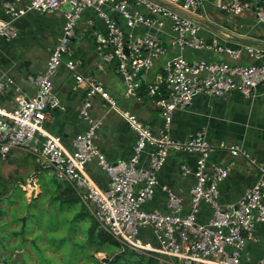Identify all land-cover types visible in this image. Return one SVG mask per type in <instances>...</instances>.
Returning a JSON list of instances; mask_svg holds the SVG:
<instances>
[{
  "label": "built area",
  "instance_id": "built-area-1",
  "mask_svg": "<svg viewBox=\"0 0 264 264\" xmlns=\"http://www.w3.org/2000/svg\"><path fill=\"white\" fill-rule=\"evenodd\" d=\"M163 1L188 13L202 7L201 0ZM217 7L238 15L252 9V0H228ZM3 9L6 18H0V38L8 41L18 36L15 21L24 15L64 10L61 35L49 53L45 69L30 78L36 87L34 96L28 97L15 87L13 108L6 110L0 104V161H7L13 152L33 157L38 171H51L58 181L73 189L105 235L138 254H155L182 264H241L246 243L254 240V225L264 224V167L257 165L240 146L219 144L231 157L249 161L258 173L257 181L237 202L222 207L218 201V185L232 171L234 161L209 165L214 146L203 133L179 141L170 136L169 128L173 114L186 109L197 95L222 97L237 91L249 98L252 90L264 83L262 50L246 47V52L258 61L247 66L188 59L185 51L225 54L231 59H237L241 51L229 48L216 38L204 39L199 35L201 25L152 0H30L23 6L14 0L4 2ZM85 10L93 11L105 26V33L95 32L97 53L104 62L115 64L124 84V98L140 102L143 97L139 91L145 85L146 95L162 119L157 133L133 112L119 108L116 99L98 79L77 70L80 62L73 58L71 42ZM254 11L256 21L264 24V7ZM166 27L172 34L177 55L164 62L155 81L146 84L143 76L168 53L166 45L153 32ZM60 66L71 72L73 88L85 91L79 117L87 128L73 138L71 152L62 146L58 136L44 129L50 109H65L53 92L52 75ZM13 85L10 77L0 75V93ZM95 97L118 111L135 133L133 154L128 160L110 161L94 143L99 123L90 111ZM146 147L151 148L148 164L139 166L140 155ZM171 153L197 156L189 211L182 214L184 199L167 186H161L167 211L145 210L143 205L152 199L158 184L157 173ZM92 162L108 179L104 189L95 184L86 170ZM181 170L185 174L190 172L186 166ZM22 188L28 198L40 192L34 177ZM202 203L211 210L206 223L197 221ZM257 264H264V257Z\"/></svg>",
  "mask_w": 264,
  "mask_h": 264
},
{
  "label": "crops",
  "instance_id": "crops-1",
  "mask_svg": "<svg viewBox=\"0 0 264 264\" xmlns=\"http://www.w3.org/2000/svg\"><path fill=\"white\" fill-rule=\"evenodd\" d=\"M6 1L14 0H0V18L3 19L6 18L3 9V3ZM17 1L18 6L30 2V0ZM227 2L228 0H201L202 7L192 9L191 14L205 18L217 28L209 30L201 26L199 31L201 37L206 40L216 38L231 49H239L240 56L237 59H231L225 54L185 51L186 58H201L209 62H226L229 65L243 66L258 63L254 56L246 52L248 45L225 39L222 31L264 43V24L256 21L254 11L256 8L264 7V0H252V9L238 15L230 14L217 7L218 4ZM63 8L65 9V6ZM64 9L53 14L28 13L15 21L18 30V36L15 39L8 41L0 38V75H6L14 81L13 86L0 93V104L4 109L13 108L15 87L28 97L34 96L36 87L30 78L37 76L45 69L49 53L61 35ZM95 32L105 33V26L93 11L85 10L77 24L74 37L75 40L79 38L81 43L77 49H74L72 46L74 42H71L74 51L73 58L80 62L77 65V70L83 75L98 79L116 99L119 108L133 112L140 121L157 133L162 127V119L159 110L147 97L145 85L139 91L143 97L140 102L124 98V84L115 70V64L106 63L98 56ZM153 34L163 41L168 48V53L158 59L153 68L143 76V81L146 84L155 81L162 71L164 62L177 55L169 28L166 27L160 32H153ZM34 45H38L44 50L37 67L35 65L38 49ZM256 47L260 48L264 55V49L261 46ZM52 83L53 92L65 109L61 110L57 107L50 109L44 129L48 134L58 136L62 146L71 152L73 138L83 133L87 128L86 123L79 117V108L85 91L83 88H73V76L64 66H60L53 73ZM90 113L94 121L99 123L93 141L100 151L113 162L128 160L133 154L136 135L119 112L110 109L106 102L95 97ZM200 132L214 146V150L208 158L209 165H223L231 160L235 163L229 175L218 185V201L222 207H228L237 202L244 191L257 181L258 173L249 161L242 157H231L228 150L220 148L219 144L240 146L257 165L264 167V83L257 85L249 98L243 97L237 91H231L222 97L197 95L186 109L173 114L169 128L172 138L183 141ZM150 150L151 148L146 147L141 153L139 166H147ZM14 153L16 152L11 154ZM16 154L20 155V153ZM28 157L32 159L34 170L38 171L33 157ZM196 159L195 154L171 153L157 173L158 184L154 189L152 199L146 202L143 208L166 212V198L161 186H167L184 199L182 214L187 213L190 189L195 182L192 171ZM182 166H186L190 172L183 173ZM86 170L98 187L102 189L107 187L108 179L95 162L88 164ZM21 190L24 189L21 187ZM210 215L209 206L202 203L197 221L206 223ZM141 234L143 235V233ZM253 236L254 240L248 241L245 245L241 264H257L264 257V224L256 223L254 225Z\"/></svg>",
  "mask_w": 264,
  "mask_h": 264
},
{
  "label": "rangeland",
  "instance_id": "rangeland-1",
  "mask_svg": "<svg viewBox=\"0 0 264 264\" xmlns=\"http://www.w3.org/2000/svg\"><path fill=\"white\" fill-rule=\"evenodd\" d=\"M80 43L81 40L76 38L72 46L77 49ZM34 47L38 49L35 65L37 67L44 50L38 45H34ZM32 165V159L24 154L14 153L10 155L8 162L0 161V184L6 190V194L0 196V199L10 196L15 200L14 206H9L6 202H0V238L6 240L5 245L7 248H14L11 252L8 251L10 258L13 253L15 254V251L23 249L24 256L20 264H82V262H86L84 257L89 253L91 247L88 244V233L86 232L88 222L75 220L74 214L82 206L84 208L85 206L79 198L72 204L54 202L50 206L47 203L45 206L39 204L35 206V202H32L33 197L28 198L26 196L27 191L23 190V192L21 187L25 186L32 177H34L38 186L40 180L52 181L56 177L51 171L39 173V171L34 170ZM2 187H0V190ZM86 211L89 213L87 209ZM21 218H25V235L14 236L13 233H19L22 227ZM94 235H97V233ZM22 237L27 241H33V243H20ZM69 237L78 244L74 245L68 239ZM51 244L58 250L52 248ZM35 247H38L39 250ZM94 256L100 264H106L103 261L110 258L112 253H94ZM157 258L158 264H182L178 260L167 257L157 256Z\"/></svg>",
  "mask_w": 264,
  "mask_h": 264
},
{
  "label": "trees",
  "instance_id": "trees-1",
  "mask_svg": "<svg viewBox=\"0 0 264 264\" xmlns=\"http://www.w3.org/2000/svg\"><path fill=\"white\" fill-rule=\"evenodd\" d=\"M39 184L41 186V192L36 197L32 198V202L34 201L36 204L35 206L38 204L40 206H45L46 203L50 206L54 202L72 204L75 203L78 198L73 189L56 179L52 181L40 180ZM2 186L3 185L0 184V187ZM4 194H6V190L2 187L0 190V196H3ZM0 202H6L8 205L15 204V200H13L10 196L1 198ZM74 214L76 217L75 220L88 222L86 232L88 233V244L91 247L89 248V253L84 257L86 262H82V264H100L95 258L94 253H112V256L107 258L108 262L106 264H158V255L151 254L150 256H147L138 254L126 247H123L113 238L105 235L83 206ZM95 233H97V235H94ZM13 235H19V233H13ZM68 239L72 241L74 245L78 244V242H74L71 237ZM5 241L3 238H0V263L14 264L10 262V254L8 253V251L11 252L13 249H10L9 247L7 248ZM50 246L56 249L52 244ZM35 249L39 250L38 247H35ZM17 264L20 263L18 262Z\"/></svg>",
  "mask_w": 264,
  "mask_h": 264
},
{
  "label": "water",
  "instance_id": "water-1",
  "mask_svg": "<svg viewBox=\"0 0 264 264\" xmlns=\"http://www.w3.org/2000/svg\"><path fill=\"white\" fill-rule=\"evenodd\" d=\"M172 11H175L177 13H179L180 15H182L183 17H186L188 19H191L192 21H195L197 22L199 25L209 29V30H212L213 28H216L214 27V25H212L211 23H209L208 21L205 20V18H200V17H196L194 15H192L191 13H188V12H182L180 11L178 8H176L175 6L173 5H170L168 3H166L165 1L163 0H152ZM217 29V28H216ZM224 32L223 34V37L229 41H232V42H236V43H240V44H245V45H248V46H261L263 49H264V43H260V42H257V41H254V40H250V39H244V38H241V37H238L236 35H232L231 33H228L226 31H222ZM72 42H75V39L72 40ZM88 42H90V40L88 39ZM93 47V46H92ZM21 222H22V231L24 229V225H25V218H21ZM33 243V241H32ZM23 260V254L22 252H18L17 253V259H13L11 261V263H15V262H21ZM108 262V259H105L103 261V263H107Z\"/></svg>",
  "mask_w": 264,
  "mask_h": 264
},
{
  "label": "flooded vegetation",
  "instance_id": "flooded-vegetation-1",
  "mask_svg": "<svg viewBox=\"0 0 264 264\" xmlns=\"http://www.w3.org/2000/svg\"><path fill=\"white\" fill-rule=\"evenodd\" d=\"M20 222H21V219H20ZM20 226H21V223H20ZM20 228V227H19ZM23 235H25V230L23 229V231H22V233H21V229H20V231H19V236H23ZM28 243V244H31L30 242H32V241H27L25 238H20V243ZM18 252H22V254H23V256H24V250L23 249H19V250H17V251H15V254L13 253L12 254V256H11V258H10V262L13 260V259H17V253ZM8 254V253H7ZM9 255V254H8ZM18 262H16V263H14V264H17Z\"/></svg>",
  "mask_w": 264,
  "mask_h": 264
}]
</instances>
